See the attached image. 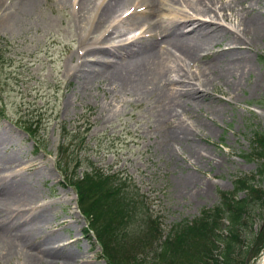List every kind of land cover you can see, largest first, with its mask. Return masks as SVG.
Returning a JSON list of instances; mask_svg holds the SVG:
<instances>
[{
  "label": "rangeland",
  "instance_id": "374dc122",
  "mask_svg": "<svg viewBox=\"0 0 264 264\" xmlns=\"http://www.w3.org/2000/svg\"><path fill=\"white\" fill-rule=\"evenodd\" d=\"M75 1L63 5L58 0H39L29 16L11 26L4 25L0 10V46L5 48L4 63L0 62V152L13 159L7 167L0 160V180L16 174L31 184L38 212L47 215L46 234L58 237L55 244L59 248L73 251V264H107L92 232L91 236L85 233L90 217H83L77 208L76 191L68 181L75 175L77 181L84 179L82 185L87 188L90 181H105L104 172L126 177L132 198L130 212L137 211L131 216L130 245L124 244L123 255L134 251L140 263L151 261L152 250L159 248V235L154 238L155 231L149 227L159 225L167 234L173 225L189 222L203 208L216 205L219 192L232 190L236 176L256 172L258 161L243 155L250 151L253 132L264 131V66L260 62L264 39L255 51H249L251 71L241 88L228 92L225 85L215 83L210 89L211 100L220 99L216 104L223 110L212 114L204 102L199 121L186 119L201 133L199 124L205 125L204 134L194 142L211 159L191 167L179 156L164 152L156 107L148 98H123L95 86L82 89L83 68L76 69V64L84 54L81 39L85 30L73 13ZM231 5L235 11L227 12L237 21L240 5L235 0ZM254 5L264 12V0ZM123 26L120 32L135 36L143 30ZM89 54L84 59L95 58ZM197 64L191 70H198ZM253 81L256 85L250 87ZM32 116L35 125L26 121ZM187 155L185 151L184 157ZM189 176L194 182L185 187ZM256 183L264 188L259 175ZM85 192L84 203L90 200L101 227H129L99 192ZM254 213L258 215V210ZM261 223L256 216L253 229ZM258 261L259 257L254 264ZM0 264H18V258L0 255Z\"/></svg>",
  "mask_w": 264,
  "mask_h": 264
},
{
  "label": "bare ground",
  "instance_id": "6f19581e",
  "mask_svg": "<svg viewBox=\"0 0 264 264\" xmlns=\"http://www.w3.org/2000/svg\"><path fill=\"white\" fill-rule=\"evenodd\" d=\"M70 1L58 0L63 5ZM235 1L241 12L237 21L227 12L235 11L232 0H76L73 13L85 30L84 54L76 64V69L83 68L79 84L123 98H148L156 107L164 152L191 167L203 159L210 162L194 142L204 134L205 125L199 124L202 134L186 119L199 121L204 102L212 114L223 110L216 104L220 99L211 100L210 89L215 83L225 85L228 92L241 88L251 71L249 51L264 39V12L254 5L258 0ZM38 2L0 0L4 25L29 16ZM229 21L234 25L224 23ZM124 24L143 30L137 36L120 32ZM88 54L95 58L84 59ZM195 63L198 70H191ZM253 85L256 81L249 84ZM0 160L4 167L13 162L1 152ZM193 182L189 176L185 187ZM30 185L16 174L0 180V255L16 256L18 264H73V251L59 248L58 237L46 234L47 215L38 212ZM257 264H264V253Z\"/></svg>",
  "mask_w": 264,
  "mask_h": 264
},
{
  "label": "trees",
  "instance_id": "16d2710c",
  "mask_svg": "<svg viewBox=\"0 0 264 264\" xmlns=\"http://www.w3.org/2000/svg\"><path fill=\"white\" fill-rule=\"evenodd\" d=\"M260 62L264 66V55L260 56ZM250 143V151L243 156L258 161L256 172L236 176L232 190L219 192L216 205L203 208L190 222L183 221L173 227L159 250L153 251L151 264H253L258 259L264 250V188L257 185L256 176L259 175L264 183V131H254ZM83 181L70 180L78 194L82 212L92 217L89 228L95 233L106 262L148 264L140 263L134 251H126V256L123 255V246L130 245L127 227L117 224L101 227L93 215L90 200L88 204L84 203L86 190L99 192L102 200L109 202V207L114 208L121 221L128 222L137 208L130 212L132 198L124 183L119 185L111 176H105V181H90L86 188L82 185ZM240 192L244 193L242 197L239 196ZM121 202L124 204L117 205V208L113 206ZM255 210H258V215H255ZM256 216L262 223L254 230ZM89 228L85 230L86 233ZM157 233L161 232L156 229L154 236Z\"/></svg>",
  "mask_w": 264,
  "mask_h": 264
}]
</instances>
